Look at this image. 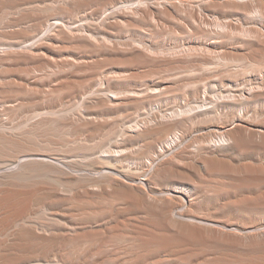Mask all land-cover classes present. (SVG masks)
<instances>
[{
	"label": "bare ground",
	"instance_id": "obj_1",
	"mask_svg": "<svg viewBox=\"0 0 264 264\" xmlns=\"http://www.w3.org/2000/svg\"><path fill=\"white\" fill-rule=\"evenodd\" d=\"M209 1L228 0H0V92L16 102L0 109V189L25 190L0 220V264H264V59L213 56L221 24H232L202 33ZM232 1L235 15L264 19V0ZM183 14L186 35L210 46L156 57L114 34ZM251 32L242 47L264 50ZM60 44L88 57L55 62ZM220 63L247 75L210 99L211 83L190 88L191 104L171 112L159 105L178 87L170 79L119 87L136 65L205 77Z\"/></svg>",
	"mask_w": 264,
	"mask_h": 264
},
{
	"label": "rangeland",
	"instance_id": "obj_2",
	"mask_svg": "<svg viewBox=\"0 0 264 264\" xmlns=\"http://www.w3.org/2000/svg\"><path fill=\"white\" fill-rule=\"evenodd\" d=\"M210 2V1H209ZM231 2H233L232 0H228L227 2L225 1H222L220 4L221 6H219V4L217 3H213V2H210L209 3V6H208V9L204 12H202V15L204 16V18L206 19V22L202 25H199V24H196V26L199 27V29L202 31V33H205L206 31L207 32H213V31H217V29H219L218 24L219 23H225V22H229L232 24L231 27H224L222 24H221V27L223 28V31H221V38L220 39H217V42H219V45L217 44V47H216V53L215 55H213L214 57L217 56V53L220 52V49L221 50H224L225 49V53L228 54L229 56H234L236 55L237 53H242L243 54V59H245L247 62H251L253 60H262L264 59V52L263 54L262 49H259L258 47H252V46H245V47H242V41L245 40V38L243 37L242 38V30H250L252 31L251 33H255V32H258L261 33L260 35V39L264 40V19H260V18H257L256 16H254V18H248V17H242L240 15H235L233 12H232V6L230 5ZM231 7V8H230ZM218 8H221V9H218ZM228 8H230L228 10ZM216 10V11H215ZM230 11V13H228ZM222 12V13H221ZM215 13V14H214ZM232 13V14H231ZM224 14V15H223ZM229 14V15H228ZM187 15V14H186ZM186 15H178L176 16V18L174 19V24H171L169 23V21H167L166 19H164V17H161L163 19H161L160 17H155L154 20L151 19V17H149V20H148V24H145V25H141V27L136 31H128V32H117L115 34L116 37L118 38H121L120 40L122 41H125V40H129V42L133 45H136L138 44V42L140 43H143V45L145 47H147V50L149 51H152V52H157V54H155L156 57H158L159 53L166 47H172L173 49H181L187 45H190V46H194V45H197V46H210L211 43H212V38L211 37H205L203 34H198L196 32H194V36H192L191 38H189L186 33L184 31H186V28H187V31L191 30V24L187 23L188 20L187 19V16ZM212 15V16H211ZM209 16V17H208ZM217 16V17H216ZM224 16V17H223ZM219 17V18H218ZM223 17V18H222ZM225 17L226 20H225ZM232 17V18H231ZM235 17V18H234ZM184 18V19H182ZM245 18V19H244ZM256 18V19H255ZM158 19V20H157ZM162 21H161V20ZM160 20V22H159ZM164 20V21H163ZM237 20V21H236ZM244 20V21H243ZM259 20V22H258ZM156 21V22H155ZM166 21V22H165ZM185 21V22H183ZM213 21V22H212ZM225 21V22H224ZM241 21V22H239ZM257 21V22H256ZM175 22H178V23H175ZM245 22V23H244ZM253 22V23H251ZM160 23V24H158ZM209 23V24H208ZM241 23V24H240ZM248 23V24H247ZM177 24V25H176ZM181 24H184V25H181ZM190 26H189V25ZM250 24V25H249ZM151 27H150V26ZM176 25V26H174ZM243 25V26H242ZM144 26V27H143ZM162 26V27H161ZM166 26V27H165ZM186 28H185V27ZM195 26V25H194ZM204 26V27H203ZM148 27V28H147ZM178 27V29H177ZM181 27V28H180ZM206 27V28H205ZM184 28V29H183ZM210 28V29H209ZM234 28V29H233ZM237 28H239L237 30ZM249 28V29H248ZM146 29V30H145ZM162 31H161V30ZM165 32H164V30ZM216 29V30H215ZM229 29V30H228ZM172 30V32H171ZM181 30V31H180ZM184 30V31H183ZM146 31V32H144ZM151 31V32H150ZM168 31V33L166 32ZM232 31V32H231ZM240 31V32H238ZM136 32V33H135ZM142 32V33H141ZM150 32V33H149ZM157 32V33H156ZM162 32V33H160ZM180 32V33H179ZM124 33V35L122 34ZM119 34V35H117ZM150 34V35H149ZM154 34V35H153ZM159 34V35H158ZM129 35V37H127ZM131 35V37H130ZM141 35V37H140ZM150 37H149V36ZM173 35V36H172ZM232 37H230V36ZM138 36V37H137ZM152 36V37H151ZM170 36V37H168ZM187 36V37H186ZM225 36V37H224ZM237 36V37H235ZM240 38H239V37ZM149 37V38H148ZM155 37V38H154ZM230 37V38H228ZM125 38V39H124ZM128 38V39H127ZM138 40H137V39ZM145 38V39H144ZM169 38V39H168ZM199 38V39H198ZM226 38V40H225ZM242 38V39H241ZM132 39V40H130ZM135 39V40H134ZM193 39V40H192ZM224 39V41L222 40ZM230 39V41H229ZM232 39V40H231ZM157 40V41H156ZM177 40V41H176ZM195 40V41H194ZM211 40V41H210ZM148 41V42H147ZM175 41V42H174ZM192 41V42H191ZM154 42V43H153ZM196 42V43H195ZM206 42V43H205ZM226 42V43H225ZM237 42V43H236ZM153 44V47H152V44ZM150 44V45H149ZM158 44V45H157ZM199 44V45H198ZM201 44V45H200ZM223 44V45H222ZM226 44V45H225ZM264 44V43H263ZM149 45V46H148ZM54 46V45H53ZM63 46V44L61 45L60 44V47ZM156 46V47H155ZM163 46V47H162ZM238 47V48H237ZM240 47H242V49H240ZM55 48V47H54ZM154 48V50H153ZM218 48V49H217ZM234 48V49H233ZM63 47H61L60 49H56L55 48V52H54V56L53 58H51V60L53 61H60L59 59H68L69 61H76L77 58H74V56L78 57V58H82L83 60H85L84 58L85 57H88L87 55L85 56V54H81L78 52V54H74L73 52H70L69 50L67 49H64ZM245 50V51H244ZM261 50V51H260ZM60 51V53H59ZM63 53H62V52ZM68 51V52H67ZM230 54H229V53ZM245 53V54H244ZM259 53V54H258ZM248 55V56H246ZM255 55V56H253ZM259 55V56H257ZM66 56V57H65ZM69 56V57H68ZM151 58H156L154 55H150ZM192 58V59H191ZM189 58L190 61L193 62L194 60V56ZM249 58V59H248ZM261 58V59H260ZM75 59V60H74ZM211 62H215L217 63L218 62V59H211ZM194 63V62H193ZM141 67V68H140ZM144 67V68H142ZM147 67V68H146ZM212 69L211 71L207 72L206 73V76L204 77L203 75H201L200 71H195L194 72V69H179V70H176L175 72L176 73H166L165 71L161 69H158L155 74L154 72H152V69L151 67H148V66H144V65H136L134 66V68L132 67V74L133 75H137L133 78V80L131 81H126L128 84L126 85V87H123L119 84H117V82L115 81H112V86L114 85H119V87H122V88H131L130 91L134 90L136 91L135 89L137 88V91L139 92L140 91H144V90H150L152 88H156L157 86H161L162 84L165 85V84H168L167 83V79H170L169 81L170 82H174L175 85H177L178 87H175V93L174 95H172L171 97H169L168 99H165L163 101V103L159 104L161 106L162 109H166L168 108V112H171L173 110H179V109H182L184 107H186L187 105H190L191 104V99L189 98H186L184 95H185V92L187 91H190V88H193L194 92H200L203 90V84H205L206 82L208 84H210L211 86H213L212 88H208L207 89V97L210 99V98H213L214 95L216 94H222L224 91V85H227V84H230L232 83L234 80H240L241 78H243L245 75L247 74H241V72H230L229 70H233L232 67L228 68V67H224L220 64H218V69H216V71L214 70V68L216 67V65H211L210 66ZM108 67H105L103 69V72H101L99 74L98 79H100L104 74V72L106 71ZM138 69L137 70H134V69ZM150 70H149V69ZM226 68V69H225ZM228 68V69H227ZM53 69V68H51ZM149 70V71H147ZM160 70L162 72H160ZM182 70V71H181ZM219 70V71H218ZM223 70V71H221ZM225 70V71H224ZM228 70V72H227ZM181 74H180V72ZM186 71V73H184ZM151 72V73H150ZM214 72H216L214 74ZM225 72V73H224ZM103 73V74H102ZM149 73V75H147ZM153 73V74H152ZM166 73V75H164ZM224 73V75H223ZM246 73V72H245ZM140 74H143L144 77H140L138 78V76ZM177 74V75H176ZM195 74V75H194ZM199 75V76H196V75ZM213 74V75H211ZM221 75L219 77V75ZM147 75V77H146ZM151 75V76H150ZM171 75V76H170ZM230 75V76H229ZM101 76V77H100ZM159 76H162V77H159ZM190 76V77H189ZM191 76H195L193 78H191ZM200 76H203L202 77V80L200 79L199 81H202V82H199L197 80V77H200ZM210 76V77H209ZM213 76V77H212ZM215 76V77H214ZM13 77V76H12ZM100 77V78H99ZM146 77V78H145ZM150 77V78H149ZM166 77V78H164ZM170 77V78H169ZM188 77V78H187ZM209 80H208V78ZM224 77V78H223ZM14 78V77H13ZM191 78V79H190ZM10 78H8L9 80ZM140 79V80H139ZM160 79V80H159ZM162 79V80H161ZM165 79V80H163ZM189 79V81H187ZM196 79V80H195ZM7 80V81H8ZM142 80V81H141ZM133 81V82H132ZM135 81V82H134ZM138 81V83H137ZM184 81V82H183ZM195 81H198V83H193ZM206 81V82H205ZM229 81V82H228ZM4 80L0 79V83L1 84H4ZM125 82V83H126ZM161 82V83H160ZM165 82V83H164ZM179 82V84H178ZM192 82V83H191ZM213 82V84H212ZM216 82V83H215ZM148 84V85H147ZM158 84V85H157ZM185 84V85H184ZM202 84V85H200ZM219 84V85H218ZM137 85V87H136ZM155 85V86H154ZM175 85H173L172 87H174ZM141 86V87H140ZM183 86V87H182ZM194 86L197 87V89H194ZM202 86V87H201ZM145 87V88H144ZM221 87V88H220ZM135 88V89H134ZM143 88V90H142ZM181 88V89H180ZM202 88V89H201ZM158 89V87L156 88ZM201 89V90H200ZM215 89V91H214ZM220 89V90H219ZM98 89H95L94 88V91H96ZM1 91H5V89L3 88ZM184 94V95H183ZM183 96V97H182ZM181 97V98H180ZM174 98V99H173ZM185 99V100H184ZM167 101V102H166ZM0 109L3 108L4 106H7V105H12L15 102V99L14 98H11V99H8V100H2V97H1V92H0ZM5 103V104H3ZM173 103V104H172ZM169 104V105H168ZM171 104V105H170ZM186 104V105H185ZM178 106V107H177ZM254 108L253 107H250L249 108V112H251ZM1 118V117H0ZM206 131V132H205ZM207 128H201L199 130H195V131H192L190 134H189V137L187 136L186 137V141H189L190 143L194 140V138H199L201 135H204L205 133H207ZM191 135V136H190ZM193 135V136H192ZM199 137H198V136ZM191 138V139H190ZM188 150L192 151V148L190 146V148H188ZM4 190H7V189H0V220L3 219V217L6 214L11 208V211L14 212V210L16 211L17 209L19 210V206H23V201H24V198H25V190L23 189H18V190H12V189H8L7 191H2ZM7 193V194H6ZM4 194V195H2ZM6 195V196H5ZM5 196V197H4ZM3 198V199H2ZM7 200H5V199ZM3 202H6L4 203L3 207L1 206ZM14 203V204H13ZM12 204H13V208L12 209ZM7 207H6V206ZM19 205V206H18ZM20 206V207H21ZM9 209V210H8ZM4 210V212H3ZM2 211V212H1ZM61 213V212H60ZM3 215V216H2ZM2 217V218H1Z\"/></svg>",
	"mask_w": 264,
	"mask_h": 264
}]
</instances>
